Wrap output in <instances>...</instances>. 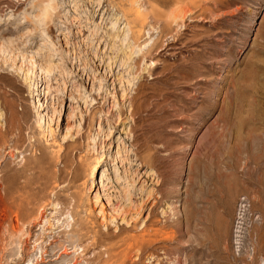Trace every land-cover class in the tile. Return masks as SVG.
<instances>
[{"label": "rangeland", "instance_id": "obj_1", "mask_svg": "<svg viewBox=\"0 0 264 264\" xmlns=\"http://www.w3.org/2000/svg\"><path fill=\"white\" fill-rule=\"evenodd\" d=\"M0 139V264H264V0H0Z\"/></svg>", "mask_w": 264, "mask_h": 264}, {"label": "bare ground", "instance_id": "obj_2", "mask_svg": "<svg viewBox=\"0 0 264 264\" xmlns=\"http://www.w3.org/2000/svg\"><path fill=\"white\" fill-rule=\"evenodd\" d=\"M137 12V16L138 18L141 16H139L138 11ZM143 19V18H142ZM138 20V19H137ZM39 127H41V125L39 124ZM38 127V128H39ZM43 133V132H42ZM2 140V139H0ZM1 144V143H0ZM23 168H21L19 171L23 172ZM96 168L93 167L90 171V174H92V176H94L95 172H96ZM18 172V171H17ZM20 173V172H19ZM17 174V173H16ZM22 175V174H21ZM16 176V175H15ZM20 178V175L18 176ZM12 179V178H11ZM17 179V178H15ZM13 179L10 180V177L7 176L6 172L4 171L3 175H1L0 177V242L2 243L4 241V238L6 237H14L16 236V231H15V227H13L12 225H16L13 224L14 223V219H19L20 214H19V210L21 209V205L24 203H26L25 201L26 198L23 196H15L14 194L16 192H20L21 188L18 187L20 186V184L18 183L17 185V181ZM19 180V179H18ZM23 184V183H22ZM24 186V185H23ZM21 186V187H23ZM26 187V186H24ZM23 187V188H24ZM25 189V188H24ZM24 194V190L22 189L21 194ZM25 196V195H24ZM30 203V202H29ZM27 202V204H29ZM16 217V218H15ZM34 223V222H32ZM17 227V226H16ZM8 233H7V232ZM147 232V231H146ZM145 233V232H144ZM8 234V236L6 235ZM7 240V239H6ZM8 242V241H7ZM10 242V241H9ZM39 242V241H38ZM23 243V242H22ZM9 244V243H8ZM11 244V243H10ZM7 245V244H6ZM40 248V247H39ZM7 249V248H6ZM42 250V247L40 248ZM9 251V250H8ZM0 252L2 253V255L0 256V260L2 261L3 257L5 254H3L4 252H6V250L4 251V249H2L1 246V250ZM77 252V251H76ZM67 253V252H66ZM37 254V253H36ZM35 254V256H36ZM41 256V255H40ZM39 256V257H40ZM21 257V256H20ZM30 258L33 259V257L31 256ZM38 260V259H37ZM36 261V260H35ZM42 261V260H41ZM33 262V261H32ZM8 263V262H7ZM36 263V262H35ZM32 263V264H35ZM29 264H31L29 262Z\"/></svg>", "mask_w": 264, "mask_h": 264}]
</instances>
